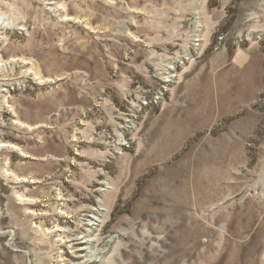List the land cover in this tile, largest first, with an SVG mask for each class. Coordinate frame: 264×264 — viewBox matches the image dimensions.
<instances>
[{
    "label": "rangeland",
    "instance_id": "1",
    "mask_svg": "<svg viewBox=\"0 0 264 264\" xmlns=\"http://www.w3.org/2000/svg\"><path fill=\"white\" fill-rule=\"evenodd\" d=\"M78 258L264 264V0H0V264Z\"/></svg>",
    "mask_w": 264,
    "mask_h": 264
},
{
    "label": "bare ground",
    "instance_id": "2",
    "mask_svg": "<svg viewBox=\"0 0 264 264\" xmlns=\"http://www.w3.org/2000/svg\"><path fill=\"white\" fill-rule=\"evenodd\" d=\"M95 215H96V214H95ZM94 217H95V216H94ZM92 218H93V217H92ZM93 219H96V218H93ZM87 224H88V223H87ZM55 235H56V234H55ZM75 240L77 241L78 239H75ZM86 243H87V242H86ZM75 248H76V246H75ZM78 250H84V251H85V248H79V247H78ZM78 250H77V251H78ZM91 260H92V259H91ZM85 262H86V261H82L81 258H78L76 264H85ZM90 262H91V261H90Z\"/></svg>",
    "mask_w": 264,
    "mask_h": 264
}]
</instances>
